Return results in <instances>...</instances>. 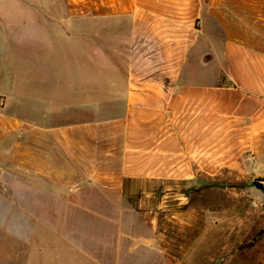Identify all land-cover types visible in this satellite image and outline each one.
Instances as JSON below:
<instances>
[{
  "label": "crops",
  "instance_id": "0c3cea01",
  "mask_svg": "<svg viewBox=\"0 0 264 264\" xmlns=\"http://www.w3.org/2000/svg\"><path fill=\"white\" fill-rule=\"evenodd\" d=\"M52 9L60 18L49 0H0V160L5 185L27 197L29 240L35 218L59 209L64 234L89 224L93 264H113L124 241L174 264L255 248L264 0Z\"/></svg>",
  "mask_w": 264,
  "mask_h": 264
},
{
  "label": "rangeland",
  "instance_id": "374dc122",
  "mask_svg": "<svg viewBox=\"0 0 264 264\" xmlns=\"http://www.w3.org/2000/svg\"><path fill=\"white\" fill-rule=\"evenodd\" d=\"M49 2L51 19L60 18L52 6L56 5L60 10L62 0ZM53 45L51 44V48H56ZM4 75L5 87H9L10 74ZM7 169L3 159L0 160V264H93L90 257L89 224L78 223L76 227L74 225L68 228L70 234H64L65 227L61 222L64 211L59 209L53 215L47 212L46 215L35 218L29 240L25 231L27 197H24L20 186L5 185L3 174ZM21 180L25 181V177H21ZM151 218V215H147L138 220L147 221V230ZM139 226L143 227L141 223ZM134 244L124 241V247L120 249L113 264H174L169 259L155 257L153 253L143 259L142 253L133 248ZM225 254L222 251L218 255L225 257ZM229 261H226L227 264H264V238L259 240L255 248L242 251L235 259Z\"/></svg>",
  "mask_w": 264,
  "mask_h": 264
},
{
  "label": "trees",
  "instance_id": "16d2710c",
  "mask_svg": "<svg viewBox=\"0 0 264 264\" xmlns=\"http://www.w3.org/2000/svg\"><path fill=\"white\" fill-rule=\"evenodd\" d=\"M221 83L227 85V86H234V84L232 83L231 80H229L225 75H222V79H221ZM260 179H255L253 181L254 185L257 186V187H260Z\"/></svg>",
  "mask_w": 264,
  "mask_h": 264
},
{
  "label": "built area",
  "instance_id": "2783aa9c",
  "mask_svg": "<svg viewBox=\"0 0 264 264\" xmlns=\"http://www.w3.org/2000/svg\"><path fill=\"white\" fill-rule=\"evenodd\" d=\"M253 204H256V203H253Z\"/></svg>",
  "mask_w": 264,
  "mask_h": 264
}]
</instances>
